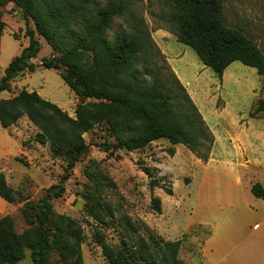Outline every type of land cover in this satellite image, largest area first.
<instances>
[{
  "label": "trees",
  "instance_id": "trees-1",
  "mask_svg": "<svg viewBox=\"0 0 264 264\" xmlns=\"http://www.w3.org/2000/svg\"><path fill=\"white\" fill-rule=\"evenodd\" d=\"M164 1L169 6L166 22L176 39L191 47L219 78L236 60L264 74V52L241 28L225 22L224 0ZM9 3L19 6L27 20L31 16L35 29L27 28L28 44L4 69L0 93L18 74L34 71L38 65L55 69L64 65L65 72L60 74L79 102L72 116L56 102L25 87L13 96L0 98L3 127L27 117L36 127V141L63 155L67 169H72L87 151L85 133L101 123L108 126L115 139L114 143L102 142L104 150H134L167 138L208 159L214 136L180 79L167 64L160 66L159 60L165 62L164 54L130 0H106L103 4L98 0H0V30L6 25L3 13ZM116 18H122L126 28L111 34ZM36 31L59 52L58 56L43 57L40 63L33 61L42 46ZM66 38L73 45L68 46ZM162 69L169 72L165 74ZM262 111L264 99L259 98L250 115L255 117ZM205 142L209 144L202 152ZM147 171L152 176L151 185L159 184L160 178L149 168ZM103 190V182L94 181L84 192V208L95 224L93 239L108 264H186L179 255L182 239H167L130 217L119 219L117 208ZM251 191L264 197L260 181L251 183ZM0 196L11 203L21 198L1 170ZM50 196L38 203L25 198L23 213L28 227L22 232L10 214H0V264L21 261L26 249L31 251V264H84L85 227L77 218L56 212ZM151 200L161 211L160 199L152 195ZM110 225L118 231L115 242L107 239L105 229Z\"/></svg>",
  "mask_w": 264,
  "mask_h": 264
},
{
  "label": "rangeland",
  "instance_id": "rangeland-1",
  "mask_svg": "<svg viewBox=\"0 0 264 264\" xmlns=\"http://www.w3.org/2000/svg\"><path fill=\"white\" fill-rule=\"evenodd\" d=\"M105 1L98 0L100 4ZM130 1L137 13L144 17L154 41L162 52L161 46L165 43L175 51L184 47L199 59L191 47L176 39L166 22L169 6L164 0ZM3 19L6 25L0 30V78L11 58L19 52L21 44L28 40L27 28L35 29L32 17L29 16L27 20L22 9L14 3H9L5 7ZM224 19L228 25L241 28L249 37L256 40L264 52V0H224ZM125 28L123 19L116 18L110 32L115 34ZM36 35L42 44L37 58L33 59L36 63H40L43 57L59 55V52L54 51L37 31ZM66 43L71 46L74 42L66 38ZM163 54L165 62L159 60L160 66L163 63L167 64L171 72L178 77L167 55L164 52ZM162 70L165 74L169 72L168 69ZM59 72L60 69L38 65L34 71H25L13 78L8 89L0 93V98L13 96L26 87L38 91L53 102L64 103L63 106L68 109L69 114L74 116L79 98L76 97L78 100L73 101L75 92ZM259 98L264 99V74L259 75L257 91L236 103L241 106L242 117H251L250 112L256 108ZM223 104L224 100L220 98L218 106ZM255 117L256 122H264V114ZM35 135L36 127L27 117H22L9 127L0 124V169L7 174L10 184L21 195L19 200L12 203L0 196V214H10L18 231L22 232L28 227L23 213L27 202L25 198L38 203L50 194L52 187L64 179L60 188L64 187L61 195L50 196L53 209L77 218L85 227L86 237L82 242L84 264H108L101 246L93 239L95 224L84 208L86 201L84 192L89 186L94 185V181L100 180L103 182V194L117 208L119 219L130 217L142 227L146 225L153 228L167 239H182L179 255L186 264H206L207 260L206 258L204 260L202 255V245L210 228L197 223L189 226V212L193 202L190 196L191 180L199 156L185 144H174L167 138H159L134 150L125 148L104 150L100 144L105 140L114 143L115 139L111 136L108 126L101 123L85 133L89 147L76 165L72 169H67L65 157L54 154L47 144L36 141ZM208 144L209 142H205L202 152L207 150ZM170 148H173V153L170 152ZM148 168L153 175L160 178L159 184L151 185L152 176L148 173ZM258 178L264 183V175L259 174ZM249 179L251 178L245 182ZM247 189L248 198L251 199L252 191L249 187ZM152 195L160 199L161 211L154 208ZM239 213L238 210L232 214ZM218 214L221 213L211 218L222 221ZM223 214L227 215V212ZM123 225L124 222L119 227L123 228ZM114 229L111 225L105 229L110 242L118 239V231ZM25 255L24 259L15 264H31V251L26 249ZM263 262V255H228L223 264H264Z\"/></svg>",
  "mask_w": 264,
  "mask_h": 264
},
{
  "label": "crops",
  "instance_id": "crops-1",
  "mask_svg": "<svg viewBox=\"0 0 264 264\" xmlns=\"http://www.w3.org/2000/svg\"><path fill=\"white\" fill-rule=\"evenodd\" d=\"M27 44L28 40L21 44L17 54ZM161 48L214 136L208 159L197 157L191 180L189 226L197 223L210 228L202 245L204 260L206 264H223L228 255L264 256V197L251 193L249 199L247 195V187L251 189L252 182L260 181L259 174L264 175V122L242 117L241 106L236 105L257 91L261 74L236 60L219 78L186 48L175 51L165 43ZM220 98L222 106H218ZM57 104L68 110L64 103ZM262 114L264 111L258 116ZM248 178L249 184L245 182ZM238 210L239 214H232ZM217 213L222 221L211 218Z\"/></svg>",
  "mask_w": 264,
  "mask_h": 264
},
{
  "label": "water",
  "instance_id": "water-1",
  "mask_svg": "<svg viewBox=\"0 0 264 264\" xmlns=\"http://www.w3.org/2000/svg\"><path fill=\"white\" fill-rule=\"evenodd\" d=\"M60 71H61V73H64L65 72V68H60ZM125 149H127V148L125 147ZM63 181H64V179H61L56 186H54V187H52L50 189V194L51 195L56 194V191L61 188V186L63 184Z\"/></svg>",
  "mask_w": 264,
  "mask_h": 264
}]
</instances>
